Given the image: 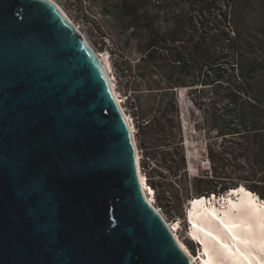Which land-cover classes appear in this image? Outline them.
I'll return each mask as SVG.
<instances>
[{
  "label": "water",
  "instance_id": "1",
  "mask_svg": "<svg viewBox=\"0 0 264 264\" xmlns=\"http://www.w3.org/2000/svg\"><path fill=\"white\" fill-rule=\"evenodd\" d=\"M0 264H191L142 195L108 73L50 0H0Z\"/></svg>",
  "mask_w": 264,
  "mask_h": 264
},
{
  "label": "rangeland",
  "instance_id": "2",
  "mask_svg": "<svg viewBox=\"0 0 264 264\" xmlns=\"http://www.w3.org/2000/svg\"><path fill=\"white\" fill-rule=\"evenodd\" d=\"M55 1L111 67L110 72L124 108L136 126L141 169L148 187L154 191L155 204L171 225L179 223V237L188 246L196 264H199L198 261L202 262L198 259L199 248L188 239L187 212L193 201L205 196V190L214 188L209 180L205 179H212V175L216 173L221 175V161L227 158L225 151L230 152L232 147H241L232 146L229 142L223 145L222 137L214 128L222 114L223 105L218 102L213 89H205V85L195 86L191 83L185 87L169 88V82L164 77L156 73L150 74L144 65L139 67L143 54L138 40L132 37L131 30H126V23L119 16L115 1L109 0L106 4L102 0ZM176 1L177 4L170 9V15L181 14L186 21L190 16L200 14L204 20L206 17L219 26L222 21L221 14L226 11L222 9L220 2L210 6V1L205 0H199L196 4L188 0ZM257 4L262 5L261 9ZM235 10V25L244 34L264 32V0H257L253 4L241 0ZM220 28L224 26L221 24ZM190 79L187 81H192ZM226 147L229 148L225 150ZM169 153L175 162L174 167L178 170V176L174 178L172 185L164 184L159 177H155L157 171L163 170L162 158ZM182 155L185 157V166ZM244 155L246 156L230 157L225 170L227 178L221 179L224 185L233 189L232 191L238 185L246 186L252 183L248 181L252 169L250 151ZM150 180H154L155 186ZM220 191L218 187L219 194L215 195L214 202L218 197L225 196L221 200L225 207L228 204L226 199L233 192L226 195V192ZM212 195L214 194L206 197ZM232 197L236 199V196Z\"/></svg>",
  "mask_w": 264,
  "mask_h": 264
},
{
  "label": "trees",
  "instance_id": "3",
  "mask_svg": "<svg viewBox=\"0 0 264 264\" xmlns=\"http://www.w3.org/2000/svg\"><path fill=\"white\" fill-rule=\"evenodd\" d=\"M108 1L102 0L104 4ZM112 1L117 3L118 14L126 23V30H131L132 37L138 40L143 54L139 67L144 65L150 74L164 77L169 88L192 83L213 89L218 102L223 105L214 128L222 137L223 145L229 142L232 146H241L225 151L227 158L221 161V175L216 173L212 179H205L214 188L205 190V196L198 199L219 194L218 187L221 193L233 190L221 180L227 178V162L232 156L244 157L250 151L252 169L248 181L252 183L238 185L234 190L244 187L247 192L257 193L264 200V32L244 34L235 25V9L241 0H205L210 1V6L220 2L222 9L226 10L221 14L219 26L206 17L204 20L200 14L190 16L187 21L181 14L171 16L170 9L177 4L176 0ZM189 1L196 4L199 0ZM257 6L261 9L262 5ZM221 24L224 26L222 29ZM189 78L192 81H187ZM182 161L185 166L184 155ZM161 162L163 170L157 171L155 177L172 185L178 176L173 157L169 153ZM150 182L155 186L154 180Z\"/></svg>",
  "mask_w": 264,
  "mask_h": 264
},
{
  "label": "bare ground",
  "instance_id": "4",
  "mask_svg": "<svg viewBox=\"0 0 264 264\" xmlns=\"http://www.w3.org/2000/svg\"><path fill=\"white\" fill-rule=\"evenodd\" d=\"M50 1L57 5L62 14L78 29L108 73L118 103L130 124L137 145V169L142 195L145 201L160 214L190 263L196 264L188 246L179 237V223L171 225L156 206L155 197L151 195L154 191L148 189L149 185L141 169V153L136 139V126L124 108L115 80L110 72L111 67L96 52L85 34L61 5L55 0ZM232 192L226 199L227 206L221 209L214 205L216 197L210 198V200L203 198L190 204L188 221L191 225V237L194 240L197 239L196 245L200 251L199 259L202 260V262L198 261L199 264H264V200L256 194L247 192L244 187H239ZM232 196H236V199ZM206 203L211 206H207Z\"/></svg>",
  "mask_w": 264,
  "mask_h": 264
}]
</instances>
